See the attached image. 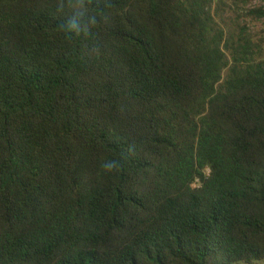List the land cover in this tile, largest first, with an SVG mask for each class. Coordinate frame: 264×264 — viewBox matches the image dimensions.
Instances as JSON below:
<instances>
[{
  "label": "trees",
  "instance_id": "trees-1",
  "mask_svg": "<svg viewBox=\"0 0 264 264\" xmlns=\"http://www.w3.org/2000/svg\"><path fill=\"white\" fill-rule=\"evenodd\" d=\"M215 1L0 0V264L264 261V55Z\"/></svg>",
  "mask_w": 264,
  "mask_h": 264
},
{
  "label": "rangeland",
  "instance_id": "rangeland-1",
  "mask_svg": "<svg viewBox=\"0 0 264 264\" xmlns=\"http://www.w3.org/2000/svg\"><path fill=\"white\" fill-rule=\"evenodd\" d=\"M259 2L257 0H216L213 10L220 16L218 22L230 31L244 29L254 41L260 54L264 55V21L252 19L247 11ZM254 264H264V261Z\"/></svg>",
  "mask_w": 264,
  "mask_h": 264
}]
</instances>
